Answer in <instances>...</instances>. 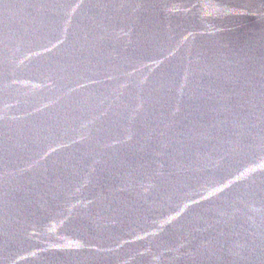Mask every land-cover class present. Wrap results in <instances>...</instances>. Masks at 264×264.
Listing matches in <instances>:
<instances>
[{"label": "water", "instance_id": "1", "mask_svg": "<svg viewBox=\"0 0 264 264\" xmlns=\"http://www.w3.org/2000/svg\"><path fill=\"white\" fill-rule=\"evenodd\" d=\"M0 264H264V0H0Z\"/></svg>", "mask_w": 264, "mask_h": 264}]
</instances>
